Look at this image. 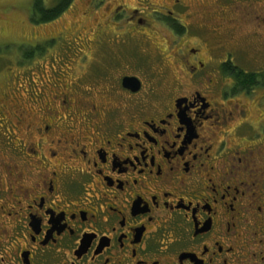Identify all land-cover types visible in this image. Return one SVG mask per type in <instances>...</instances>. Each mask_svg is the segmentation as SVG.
I'll use <instances>...</instances> for the list:
<instances>
[{"label":"flooded vegetation","instance_id":"1","mask_svg":"<svg viewBox=\"0 0 264 264\" xmlns=\"http://www.w3.org/2000/svg\"><path fill=\"white\" fill-rule=\"evenodd\" d=\"M103 3L100 37L106 23L146 29L152 13L186 34L173 11ZM253 27L263 53L264 19ZM184 49L189 80L168 95L141 96L126 74L100 88L98 108L89 89L23 90L36 108L6 112L0 135V264H264V117L251 124L238 104L264 73L233 90L223 70L248 72L230 52L211 63Z\"/></svg>","mask_w":264,"mask_h":264},{"label":"rangeland","instance_id":"2","mask_svg":"<svg viewBox=\"0 0 264 264\" xmlns=\"http://www.w3.org/2000/svg\"><path fill=\"white\" fill-rule=\"evenodd\" d=\"M33 1L0 0V135L6 112L16 110V106L36 108L23 90H33L35 86L42 90L48 82L55 86L50 88L52 93L59 92L57 86L65 85L73 87L78 94L89 89L92 101L85 99L97 108L100 88L115 83L124 74L143 81L146 88L141 96L148 94L149 85L158 90L165 88L168 95L174 84L189 80L181 67L186 46L200 45L211 63L225 60L230 52L233 62L247 72L264 73V52L258 48V37L253 32V26L257 22L262 24L264 19V0H178L179 3L177 0H104L102 4L130 9L142 4L151 12L173 11L176 20L185 27L183 37L171 32L161 23L162 15L156 13L150 16V26L146 29L131 27V30L121 22L123 26L116 30L106 23L109 26H105L106 37H100L98 0L95 4L94 0H74L56 21L34 25ZM43 2L45 7L54 4L53 0ZM133 26L137 25L133 23ZM127 32L131 40L126 37ZM109 37L117 38L114 42ZM261 97L264 86L255 89L250 99L241 97L238 102L251 124L264 117V107L259 104ZM2 145L0 140V159Z\"/></svg>","mask_w":264,"mask_h":264},{"label":"trees","instance_id":"3","mask_svg":"<svg viewBox=\"0 0 264 264\" xmlns=\"http://www.w3.org/2000/svg\"><path fill=\"white\" fill-rule=\"evenodd\" d=\"M43 1L44 0L33 1L31 22L34 25H44L56 21L74 2V0H53L54 4L51 7H45ZM223 72L229 74L233 78V90L241 88L248 93L258 88L260 83L257 80L263 78V73L258 74V72L249 71L245 74L238 68L224 69Z\"/></svg>","mask_w":264,"mask_h":264},{"label":"water","instance_id":"4","mask_svg":"<svg viewBox=\"0 0 264 264\" xmlns=\"http://www.w3.org/2000/svg\"><path fill=\"white\" fill-rule=\"evenodd\" d=\"M122 86L127 89H131L132 91H136L139 88V82L136 78L133 77H125L122 80Z\"/></svg>","mask_w":264,"mask_h":264}]
</instances>
